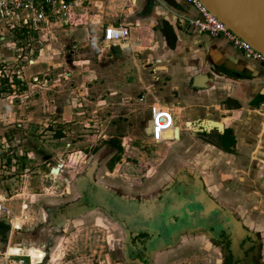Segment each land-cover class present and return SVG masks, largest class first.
Masks as SVG:
<instances>
[{
    "label": "rangeland",
    "instance_id": "obj_1",
    "mask_svg": "<svg viewBox=\"0 0 264 264\" xmlns=\"http://www.w3.org/2000/svg\"><path fill=\"white\" fill-rule=\"evenodd\" d=\"M65 34L52 25L11 29L14 46L0 54V78L25 82L0 94V218L10 221L0 264L20 256L30 264L22 252L34 264H126L123 224L102 209L76 212L86 177L147 211L187 173L171 175L165 150L150 140L153 102L131 54L100 40L76 46ZM201 246L168 248L155 264H213Z\"/></svg>",
    "mask_w": 264,
    "mask_h": 264
},
{
    "label": "crops",
    "instance_id": "obj_2",
    "mask_svg": "<svg viewBox=\"0 0 264 264\" xmlns=\"http://www.w3.org/2000/svg\"><path fill=\"white\" fill-rule=\"evenodd\" d=\"M73 1L81 22L57 26L69 43L86 47L99 42L107 25L130 27L129 43L108 47L120 57L131 54L146 74L147 98L172 111L179 132L173 139L167 131L160 143L150 140L165 150L171 175L185 170L178 175L195 177L258 234L264 263V64L194 27L191 21L201 15L187 0ZM1 29L5 58L4 49L14 45L11 31L0 24ZM205 121L223 128L195 132L188 126ZM149 125L151 134V120ZM184 241L185 254L201 244L208 259L221 264V249L204 236Z\"/></svg>",
    "mask_w": 264,
    "mask_h": 264
},
{
    "label": "flooded vegetation",
    "instance_id": "obj_3",
    "mask_svg": "<svg viewBox=\"0 0 264 264\" xmlns=\"http://www.w3.org/2000/svg\"><path fill=\"white\" fill-rule=\"evenodd\" d=\"M181 175H178V177L182 178L183 175ZM86 178V186L84 188V191L82 192L81 197V200H83L86 206H84V209L82 211L78 210L77 214H80L79 212L85 213L95 209H102L107 212L112 218L116 219L117 221L123 224L126 233V242L122 254L123 260L127 262L126 264H155V262L159 261L157 258L158 255L165 253L168 248L176 247L178 245L183 246L185 238L189 239L190 237H195L197 234H200L202 237L204 236V238L210 241L215 247L221 249V264H231L233 262L234 256L230 253L228 249V237H226V235L223 233L220 234L218 239L210 236L208 234V231L202 228L203 221H200L198 219V216H196V218H193L191 215L187 214L188 212H192L190 210H197V208H200L202 206V204H200L202 189L201 191L199 190V183L197 182V179L195 177L188 176L187 180L186 178H182L181 180L175 178L173 181H171L165 186V189H163L160 194H157L155 197H153L154 201L164 202L165 200V202L167 201L169 203H172L174 206L170 207V210L168 209L169 211H171V214L166 215L164 218L159 216L160 222L164 221V230L162 229L163 233L162 230H160L162 235L158 232V235L154 232H146V222H149L150 220L147 221L148 219L144 218L142 215L139 214V199L135 197H128L127 199H125L123 198L122 194H119L115 190H109L102 195L103 199H101L100 201L95 200L92 197V193L95 192V187H92L94 186L93 178ZM83 180L84 179H82V181ZM181 187L185 189L182 195L180 194ZM170 188V192L165 193V190ZM81 200L80 202H78L77 205L81 204ZM203 201L204 203L206 201L208 202L207 198H204ZM180 208L182 209L180 210L181 213L177 211ZM182 212H184V214H182ZM171 217L173 219H171ZM150 219L152 224L154 225V223H156L155 219ZM174 220L176 223H174ZM215 221L216 219L212 218L205 224L209 227L208 230L213 231V227L211 226V224L215 223ZM8 233V230H5L0 225V241H5L8 238ZM155 234L157 236H161L163 242L157 247H153L154 252L152 254L146 255V242L151 237L155 236ZM256 235L258 236V234ZM258 238L260 237L258 236ZM170 245L172 246L170 247ZM185 245L186 244L184 243V246ZM258 247L260 252L258 254V258L255 259V261L257 264H264L262 261L263 257L261 254L262 244L259 243ZM46 248L47 247L44 246V249ZM250 261L251 260H249L248 262Z\"/></svg>",
    "mask_w": 264,
    "mask_h": 264
},
{
    "label": "water",
    "instance_id": "obj_4",
    "mask_svg": "<svg viewBox=\"0 0 264 264\" xmlns=\"http://www.w3.org/2000/svg\"><path fill=\"white\" fill-rule=\"evenodd\" d=\"M201 1L208 8V10L212 12L215 16H217L223 23H225V25L231 31H233L237 36L248 42L256 51L260 52L264 56V0ZM189 123L192 122H188V124ZM203 123L204 122L193 123L195 125L194 127L196 128H194L193 130H195V132H203V128H206V130H208V128L204 126ZM209 123L217 122L209 121ZM218 125L215 126V128H223L221 124ZM178 137L179 132L177 131L176 138ZM176 179L181 180V178L178 176L176 177ZM197 182L199 183V190L201 191L202 189V195L200 199V204H202V206L200 208H197V210H190L192 212H188L187 214L191 215L193 218H196V216H198V219L200 221H203L202 228L207 230L210 236L218 239L220 234L223 233L226 235V237H228V242H230L228 249L230 253L234 256V260L231 264H257L255 259L258 258V254L260 252L258 247L260 240L258 236L254 232L250 231L246 226H244L243 221L240 220L234 212L227 210L224 204L212 198V196L206 190L204 184H201L198 180ZM93 185L94 186L92 187H95V192L92 193V197L93 199L100 201L101 199H103L102 195L105 192L109 191V189L101 187L99 185ZM85 186L82 187V192L84 191ZM171 188L166 189L165 193H169ZM184 190L185 189L181 187V195ZM204 198H207V203H204ZM84 206L86 205L83 200H81V204L77 206V209L82 211L84 209ZM142 206L143 205H141V207ZM145 206L147 208V211H142V208H139L138 210L140 215L148 219L147 221L150 220L149 222H146L147 225L145 227V230L148 233L154 232L158 235V233H161L160 230H164V221L160 222L159 216L164 218L166 215L171 214L169 208L174 206L172 203H169L167 201L165 202V200L164 202L154 200H151L149 202L147 201ZM180 210L182 209L180 208L177 211L181 213ZM65 212L69 214V212ZM182 214H184V212H182ZM150 218L155 219L156 223H154V225L152 224ZM212 218L216 219L215 223L211 224V226L213 227V231L208 230L209 227L205 225ZM171 219L173 218L171 217ZM1 222H4L6 225H10L8 218H1ZM174 223H176L175 220ZM156 234L146 242V255L152 254L154 252L153 247L155 248L163 242L161 236H157ZM9 235L10 233H8V237ZM252 242L254 246L252 245ZM171 246L172 245H170V247ZM6 247L7 243L1 240L0 249H5ZM249 260L251 261L248 262Z\"/></svg>",
    "mask_w": 264,
    "mask_h": 264
},
{
    "label": "built area",
    "instance_id": "obj_5",
    "mask_svg": "<svg viewBox=\"0 0 264 264\" xmlns=\"http://www.w3.org/2000/svg\"><path fill=\"white\" fill-rule=\"evenodd\" d=\"M201 15L191 21V24L201 32L212 37L227 40L235 48L243 51L249 57L264 64V56L256 51L248 42L237 36L225 23L208 10L201 0H187ZM76 13L73 0H0V24L7 30L20 29L30 32L33 29L44 30L49 25L66 26L80 23L81 18ZM131 29L128 26L107 25L104 28L100 42L105 45L127 44L131 40ZM2 39V38H0ZM175 117L168 108L153 104L151 108V136L155 143L163 141L167 131L172 130V138H176ZM28 255L30 264L32 257ZM27 256V257H28ZM10 264H28L26 258L20 256Z\"/></svg>",
    "mask_w": 264,
    "mask_h": 264
},
{
    "label": "trees",
    "instance_id": "obj_6",
    "mask_svg": "<svg viewBox=\"0 0 264 264\" xmlns=\"http://www.w3.org/2000/svg\"><path fill=\"white\" fill-rule=\"evenodd\" d=\"M15 86H19L21 90L25 89V82H23L18 76H14L11 80L10 78H0V94L6 92L7 90L11 91V88ZM0 225L5 229L9 230L10 226L6 225L4 222H1Z\"/></svg>",
    "mask_w": 264,
    "mask_h": 264
},
{
    "label": "bare ground",
    "instance_id": "obj_7",
    "mask_svg": "<svg viewBox=\"0 0 264 264\" xmlns=\"http://www.w3.org/2000/svg\"><path fill=\"white\" fill-rule=\"evenodd\" d=\"M192 124V125H191ZM219 124V123H218ZM217 123H209V121H205L204 123H203V125L204 126H206L207 128H212L213 126H217L218 125ZM188 126L191 128V129H194L195 127V125L193 124V123H189L188 124ZM218 126H220V125H218ZM197 127V126H196ZM196 129V128H195ZM221 129H222V127H221ZM178 130L176 129V131L175 132H177ZM10 222V221H9Z\"/></svg>",
    "mask_w": 264,
    "mask_h": 264
}]
</instances>
